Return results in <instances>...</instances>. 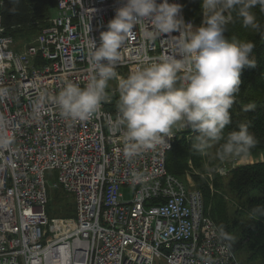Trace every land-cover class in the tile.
I'll return each instance as SVG.
<instances>
[{
  "label": "built area",
  "instance_id": "built-area-1",
  "mask_svg": "<svg viewBox=\"0 0 264 264\" xmlns=\"http://www.w3.org/2000/svg\"><path fill=\"white\" fill-rule=\"evenodd\" d=\"M56 1L50 26L21 51L4 34L0 14V264H239L198 196L167 172L174 137L169 147L127 160L118 109L101 104L87 121L60 115L53 98L68 82L84 88L95 74L89 41L99 46L125 0ZM169 2L193 28L181 0ZM146 30L140 23L120 49L121 78L141 66L138 56L179 59L178 31L148 38ZM50 170L58 172L55 187L75 193L76 219L48 220ZM127 186L136 187L131 201L121 192Z\"/></svg>",
  "mask_w": 264,
  "mask_h": 264
},
{
  "label": "clouds",
  "instance_id": "clouds-1",
  "mask_svg": "<svg viewBox=\"0 0 264 264\" xmlns=\"http://www.w3.org/2000/svg\"><path fill=\"white\" fill-rule=\"evenodd\" d=\"M257 6L264 12V0H202L203 22L193 30L180 16L181 6L177 3L125 0L108 22L107 30L100 33L99 46L94 39L89 41L90 65L95 74L84 88L66 83L53 102L65 119L87 121L99 111L107 99L108 83L115 79L119 89L117 123L124 129L125 159L131 160L166 143L169 147L174 127H191L198 132L192 147L202 154L212 142L224 139L223 130L232 122L230 110L241 89V73L245 67L255 65V44L228 39L225 32L233 13L244 28L259 32L261 25L252 12ZM142 22L148 38L178 31L179 59L167 55L155 59L138 56L141 66L121 78L116 71L123 59L120 49ZM184 69L187 74L178 78ZM40 107L37 104L34 110L38 113ZM256 143L248 125L241 123L238 130L227 134L218 158H246Z\"/></svg>",
  "mask_w": 264,
  "mask_h": 264
},
{
  "label": "trees",
  "instance_id": "trees-1",
  "mask_svg": "<svg viewBox=\"0 0 264 264\" xmlns=\"http://www.w3.org/2000/svg\"><path fill=\"white\" fill-rule=\"evenodd\" d=\"M1 1L0 13L5 34L12 36L17 43L28 42L40 33L49 24L57 5L56 0ZM183 4L186 16L194 24L201 25L202 0H183ZM252 12L261 25L259 32L244 28L235 13L225 32L228 39L236 38L255 44L252 53L255 65L245 67L241 73V89L230 110L232 122L223 130L224 139L212 142L211 147L201 154L192 147L198 132L194 131L190 136L183 132L174 141L166 158L169 173L185 181L187 173H192L193 181L203 192L206 210L224 236L228 237L227 241L244 264H256L264 260V161L237 166L226 176L216 174L213 190L206 178L195 171L205 172L209 166L223 162L217 153L227 134L238 130L241 123L248 125L257 140L250 154L264 151V12L258 6ZM245 108L250 110L245 111ZM231 196L238 200L235 204H230Z\"/></svg>",
  "mask_w": 264,
  "mask_h": 264
},
{
  "label": "rangeland",
  "instance_id": "rangeland-1",
  "mask_svg": "<svg viewBox=\"0 0 264 264\" xmlns=\"http://www.w3.org/2000/svg\"><path fill=\"white\" fill-rule=\"evenodd\" d=\"M53 16L57 14L56 9L53 10ZM125 72V70H123ZM118 88V81L113 79L110 80L108 83V88L106 89V95L107 99L103 101L105 104V108L114 110L117 108V105L119 103V90L117 94H114L115 90ZM110 100V103L108 102ZM173 129H177L174 127ZM264 157V152H260L257 156L256 159L258 158H263ZM251 157H246L245 160L247 161ZM240 161V162H245L246 161ZM46 180L48 181V195L50 198V202L48 204V215L50 218L52 217H70V216H75L76 211H77V203H76V198L73 193L66 192L62 187L60 188H54L50 187V185L57 180V172L56 171H48L46 173ZM190 184L192 183L191 179H189ZM124 194L126 196V199L129 200L132 197V191L133 189L131 187L123 188ZM230 204H235L237 199L231 198L229 199ZM63 208V211L61 212V209ZM156 264H166L164 259H161L157 261Z\"/></svg>",
  "mask_w": 264,
  "mask_h": 264
},
{
  "label": "bare ground",
  "instance_id": "bare-ground-1",
  "mask_svg": "<svg viewBox=\"0 0 264 264\" xmlns=\"http://www.w3.org/2000/svg\"><path fill=\"white\" fill-rule=\"evenodd\" d=\"M1 14V13H0Z\"/></svg>",
  "mask_w": 264,
  "mask_h": 264
}]
</instances>
